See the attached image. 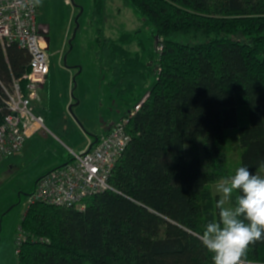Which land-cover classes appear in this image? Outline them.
Segmentation results:
<instances>
[{
	"label": "trees",
	"instance_id": "obj_1",
	"mask_svg": "<svg viewBox=\"0 0 264 264\" xmlns=\"http://www.w3.org/2000/svg\"><path fill=\"white\" fill-rule=\"evenodd\" d=\"M127 2L163 44L150 63L125 47L133 33L114 39L98 27L110 88L141 91L125 113L134 111L130 143L115 164L111 188L85 198V210L40 202L27 207L21 225L29 238L18 264H213L200 241L217 212L211 185L241 166L256 174L262 169L264 0ZM94 6L100 16L102 0ZM29 64L25 49L0 41L3 84L19 79L25 93ZM5 99L0 83L4 113ZM231 136L235 164L228 159ZM246 258L264 264V243L250 245Z\"/></svg>",
	"mask_w": 264,
	"mask_h": 264
},
{
	"label": "rangeland",
	"instance_id": "obj_2",
	"mask_svg": "<svg viewBox=\"0 0 264 264\" xmlns=\"http://www.w3.org/2000/svg\"><path fill=\"white\" fill-rule=\"evenodd\" d=\"M95 3L96 0H74L72 5H66L64 0H41L38 6V21L48 28L47 45L51 53V86L45 91L48 99L41 98V92L35 103L37 112L45 118V128L29 138L19 152L0 163V264H18L16 240L20 228L25 230L21 222L38 178L64 163L71 149L78 151L85 147L88 137L101 134L123 118L140 98V90L121 94L104 83L100 89L97 83L89 81L84 89L79 83L76 88L69 76L72 66L76 63L85 69L96 67L101 58L97 38L102 34L116 39L123 33H133L135 40L125 45L127 49L140 52L150 63L156 62L160 55L158 47L162 40L155 38L154 28L144 23L127 0H102L101 14L97 17L93 15ZM87 72L90 77L93 69ZM101 74L102 77L107 74L108 82L111 80L108 70ZM153 79L154 74L147 88ZM74 98L81 102L70 109ZM232 137L228 141V159L235 164L238 149ZM259 173L263 174L264 168ZM220 182L211 185L218 197Z\"/></svg>",
	"mask_w": 264,
	"mask_h": 264
},
{
	"label": "built area",
	"instance_id": "obj_3",
	"mask_svg": "<svg viewBox=\"0 0 264 264\" xmlns=\"http://www.w3.org/2000/svg\"><path fill=\"white\" fill-rule=\"evenodd\" d=\"M64 3L72 5L73 0H64ZM47 36L48 28L39 23L38 6L33 7L31 0H0L1 44L6 47L16 43L30 54V70L24 76L25 93L19 79H14L9 86L0 81L7 106V112L0 110V163L19 152L29 138L45 128V118L37 112L35 103L40 100L51 68ZM158 50H163L161 41ZM141 104L142 101L135 110ZM133 114L134 111L115 121L85 149H71L69 161L41 175L29 194L28 206L40 202L85 210V198L110 189L115 164L130 143L127 124ZM27 238L25 230L20 228L17 253Z\"/></svg>",
	"mask_w": 264,
	"mask_h": 264
},
{
	"label": "clouds",
	"instance_id": "obj_4",
	"mask_svg": "<svg viewBox=\"0 0 264 264\" xmlns=\"http://www.w3.org/2000/svg\"><path fill=\"white\" fill-rule=\"evenodd\" d=\"M39 6L41 0H31ZM260 167L264 168V161ZM216 216L209 220L200 235L204 248L212 253L213 264H250V245L264 243V176L248 166L221 180ZM234 193L235 202L232 203Z\"/></svg>",
	"mask_w": 264,
	"mask_h": 264
},
{
	"label": "crops",
	"instance_id": "obj_5",
	"mask_svg": "<svg viewBox=\"0 0 264 264\" xmlns=\"http://www.w3.org/2000/svg\"><path fill=\"white\" fill-rule=\"evenodd\" d=\"M97 54V53H96ZM73 70L71 72V75L70 78H71V81L75 83V87L78 88V83L79 85L82 86V88L84 89V87L87 85L88 81L89 83H97L99 85V89L102 88V85L104 83V86L106 87L107 84H108V81H107V74L105 75V77L103 78L102 77V71H104L105 69L103 68L102 66V60L100 58V60H98V64L95 66H93V68H88V69H85V67L83 65H79V64H76L72 66ZM93 69V73L92 75H94L95 77H91V73H90V77H89V70H92ZM106 73V72H105ZM104 79V80H103ZM81 83V84H80ZM51 86V83H50V73H49V78H48V82L45 86V88L43 89L42 91V97L43 99H48V97L46 96L45 94V91L47 90V88L49 87L50 88ZM82 89V90H83ZM98 89V87H97ZM75 99V103L70 105V109H72V107L75 105V106H78L80 104V100L77 99V98H74ZM108 130V127H106L104 129V131L101 132V134H103L104 132H106ZM40 131V130H39ZM39 131H37L33 136H35ZM101 134L97 135V136H91V137H88L86 139L87 141V145L83 148H79L78 151H81L83 149H85L88 145H90L91 143H94L97 139V137H99ZM32 136V137H33ZM77 151V150H76ZM56 167V166H55ZM46 173V172H45Z\"/></svg>",
	"mask_w": 264,
	"mask_h": 264
}]
</instances>
